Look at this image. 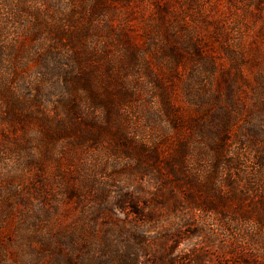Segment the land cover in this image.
<instances>
[{
    "label": "rangeland",
    "instance_id": "374dc122",
    "mask_svg": "<svg viewBox=\"0 0 264 264\" xmlns=\"http://www.w3.org/2000/svg\"><path fill=\"white\" fill-rule=\"evenodd\" d=\"M10 1L30 7L20 21L88 29L101 53L78 74V132L56 140L36 111L67 124L61 76L29 60L49 35L14 24L1 40L17 47L0 66L16 115L0 116V218L17 230L3 248L0 219V264H264V0ZM36 79L41 110H18Z\"/></svg>",
    "mask_w": 264,
    "mask_h": 264
},
{
    "label": "trees",
    "instance_id": "16d2710c",
    "mask_svg": "<svg viewBox=\"0 0 264 264\" xmlns=\"http://www.w3.org/2000/svg\"><path fill=\"white\" fill-rule=\"evenodd\" d=\"M1 2V7H5L6 9V15H8L9 19H13L12 21H6V18H3L2 15L0 14V66L4 64V62L7 63V60L9 56H11V53H13L16 50V42L15 41H1L5 40L7 33L9 31V27H12L14 24L18 25L17 28V33H29L32 32V34H36L37 36V41L42 38L45 35H49L47 39L50 40L48 43L47 47L43 48V53L39 55H33V58H29L34 60V64L36 65L38 71L42 70L45 74L47 71H52L56 72L55 74L57 76H61V85L62 88L64 89V97H57V102L60 104L62 107L68 109L67 116L70 117V119H66L67 124L63 123L62 121H55L52 123L43 113V111H36L37 114L41 115V119L39 122L41 124L48 128V136L54 139L61 140L63 138L69 139L72 133L78 132L80 126L75 124V122L72 120L71 116H73V113L75 114L76 112H79L77 109V106L79 103H82L86 99V95L89 94V85H86L83 88L79 87V80H78V74L80 72L83 74L81 70V65L87 62L90 57L96 54L97 52L101 51L99 49L95 48H90L85 45H81L82 39L87 35L88 29H78L75 28V23L73 21H66L65 24L62 22H55V21H20L21 18L27 17V7L22 6L18 7V4H13L10 3V0H0ZM20 1V0H19ZM24 3H27V0H21ZM35 12L38 14H41L42 11L38 8H33ZM1 11V10H0ZM33 27V28H30ZM112 29V27H110ZM45 29V30H44ZM92 31L97 32L100 31L99 26L92 25ZM104 48V47H102ZM105 49V48H104ZM97 55V54H96ZM5 63V65H6ZM4 65V66H5ZM80 69V71H79ZM1 70V69H0ZM87 70V69H86ZM91 70H88L89 72ZM1 74V72H0ZM8 76L6 80V83L10 84L13 82L12 80V75H8L3 73V76ZM38 75H40V72H38ZM1 76V75H0ZM17 77L19 82L23 83L24 85L26 84L24 79L25 77H21V73H17L14 75ZM86 76H89L86 73ZM16 79V78H15ZM0 82H1V77H0ZM86 82H88L86 80ZM46 80H41V79H36L33 83L32 86L29 87V85H26L30 88V92H33L31 94L32 99L29 102L25 103H19V104H13L14 106L21 108L23 104H27L26 106L30 105L33 110H41V107L38 105L39 100L38 96L42 95V90L44 86L46 85ZM59 83V82H58ZM9 86V85H8ZM6 95L8 96L9 100H14L15 99V89L12 87H7L6 89ZM23 101V100H21ZM3 109H8V112L3 113ZM3 109L0 105V116L2 117L3 115L8 116L10 118H14L16 115L10 114L8 106L4 105ZM16 109V108H15ZM3 116V119H8L7 117ZM21 116V115H19ZM31 114L30 112H27V116L25 117V120H21L19 124L21 125V128H19L22 131V134L25 136L27 133V119L30 117ZM16 119V118H15ZM18 130V128H17ZM29 134V133H28ZM87 137V136H86ZM226 139L224 140V142ZM227 142V141H226ZM222 143V141H221ZM220 142H217L215 139L211 141V148L212 150L216 148L217 144H219L223 149L224 146H222ZM226 144V143H225ZM224 144V145H225ZM145 152V151H144ZM225 152V149H224ZM144 159H146L144 157ZM144 163L146 162L143 160ZM229 161V160H228ZM230 162V161H229ZM228 162V163H229ZM220 158L216 161V165L220 164ZM146 168V169H144ZM144 172H148L147 170L149 169V173L151 171V167L146 165L143 167ZM195 208H198L200 210L204 211H209L211 210L210 208L205 207V205H199L195 206ZM136 212V211H135ZM5 218V220H3ZM14 217L12 214L9 216H2L0 219L3 220V224L11 226V224L14 225ZM0 221V223L2 224ZM2 226V230H3ZM17 230V227L14 225V229L12 231L6 233L5 235L7 237V247L4 243V240L2 239V247L3 248H12L11 243L12 241L14 242L15 236L14 232ZM9 238V239H8ZM14 247V246H13ZM31 248L37 256H41V253L44 251L42 247L34 246L31 244ZM7 249V250H8Z\"/></svg>",
    "mask_w": 264,
    "mask_h": 264
}]
</instances>
